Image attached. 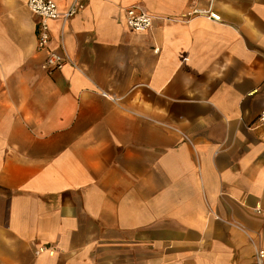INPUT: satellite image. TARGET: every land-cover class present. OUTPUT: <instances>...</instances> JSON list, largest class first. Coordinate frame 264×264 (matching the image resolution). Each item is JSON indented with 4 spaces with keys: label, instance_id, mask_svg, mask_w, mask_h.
I'll return each instance as SVG.
<instances>
[{
    "label": "crops",
    "instance_id": "obj_1",
    "mask_svg": "<svg viewBox=\"0 0 264 264\" xmlns=\"http://www.w3.org/2000/svg\"><path fill=\"white\" fill-rule=\"evenodd\" d=\"M37 21L0 0V264H255L264 0L86 1L51 73Z\"/></svg>",
    "mask_w": 264,
    "mask_h": 264
},
{
    "label": "built area",
    "instance_id": "obj_2",
    "mask_svg": "<svg viewBox=\"0 0 264 264\" xmlns=\"http://www.w3.org/2000/svg\"><path fill=\"white\" fill-rule=\"evenodd\" d=\"M90 0H72L70 5L65 10H61L55 0H27V6L30 11L37 17V49H47V55L42 68L51 73L54 70L60 69L65 63L76 66V63L66 54L59 53L49 49L51 41L50 22L59 20L62 25L76 15L84 8L85 2ZM125 20L127 25L135 31H146L151 27L153 16L142 8L131 5L124 9ZM205 15L208 18L219 21L220 16L211 11L210 8L202 9L197 6L191 7L186 16ZM257 125L264 127V109L257 116ZM254 211L257 214L264 213V209L256 206ZM51 249L46 246L39 247L36 252L46 251ZM255 264H264V248H254Z\"/></svg>",
    "mask_w": 264,
    "mask_h": 264
}]
</instances>
